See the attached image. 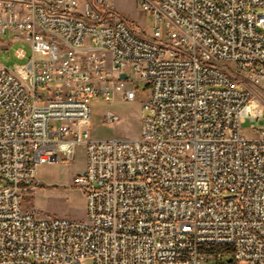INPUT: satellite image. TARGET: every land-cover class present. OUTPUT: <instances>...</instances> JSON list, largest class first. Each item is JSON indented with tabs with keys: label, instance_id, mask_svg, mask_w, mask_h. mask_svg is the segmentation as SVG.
<instances>
[{
	"label": "built area",
	"instance_id": "obj_1",
	"mask_svg": "<svg viewBox=\"0 0 264 264\" xmlns=\"http://www.w3.org/2000/svg\"><path fill=\"white\" fill-rule=\"evenodd\" d=\"M137 1L151 32L109 0H0V46L32 52L0 66V264H264V127L243 128L263 114L264 0ZM138 83L141 136L92 137V99ZM80 143L88 220L25 210L37 165Z\"/></svg>",
	"mask_w": 264,
	"mask_h": 264
},
{
	"label": "rangeland",
	"instance_id": "obj_2",
	"mask_svg": "<svg viewBox=\"0 0 264 264\" xmlns=\"http://www.w3.org/2000/svg\"><path fill=\"white\" fill-rule=\"evenodd\" d=\"M113 8L130 23L141 26L151 32L156 23L155 18L139 5L137 0H109ZM8 35L4 41H8ZM23 48L27 56L20 58L16 50ZM30 44L22 39L11 43L8 49L0 46V66L12 69L15 63H24L31 56ZM256 89V88H255ZM263 106V114L258 120L247 118L243 123L245 134L250 137L256 133L250 129L252 122L257 127H264V88H257ZM148 87L138 83V97L135 100H105L94 97L91 101L92 115L89 126L90 135L95 138L136 139L141 136V117L146 111L143 103L147 100ZM110 110L119 115L116 121H105ZM87 165V147L85 143L77 146L76 159L69 162L60 154L56 162L37 165L35 184L21 192L22 207L33 211L38 216H61L75 220H88L86 198L83 189L73 183L76 172L82 173ZM89 264H92L89 262Z\"/></svg>",
	"mask_w": 264,
	"mask_h": 264
},
{
	"label": "bare ground",
	"instance_id": "obj_3",
	"mask_svg": "<svg viewBox=\"0 0 264 264\" xmlns=\"http://www.w3.org/2000/svg\"><path fill=\"white\" fill-rule=\"evenodd\" d=\"M259 84L264 85V77H259Z\"/></svg>",
	"mask_w": 264,
	"mask_h": 264
},
{
	"label": "trees",
	"instance_id": "obj_4",
	"mask_svg": "<svg viewBox=\"0 0 264 264\" xmlns=\"http://www.w3.org/2000/svg\"><path fill=\"white\" fill-rule=\"evenodd\" d=\"M223 246L222 245H217L216 248L217 249H221Z\"/></svg>",
	"mask_w": 264,
	"mask_h": 264
},
{
	"label": "water",
	"instance_id": "obj_5",
	"mask_svg": "<svg viewBox=\"0 0 264 264\" xmlns=\"http://www.w3.org/2000/svg\"><path fill=\"white\" fill-rule=\"evenodd\" d=\"M122 76H123V77H126V76H127V74H125V73H122Z\"/></svg>",
	"mask_w": 264,
	"mask_h": 264
}]
</instances>
